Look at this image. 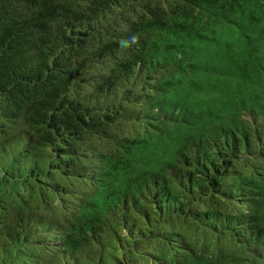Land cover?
Here are the masks:
<instances>
[{
    "label": "trees",
    "instance_id": "16d2710c",
    "mask_svg": "<svg viewBox=\"0 0 264 264\" xmlns=\"http://www.w3.org/2000/svg\"><path fill=\"white\" fill-rule=\"evenodd\" d=\"M0 264H264V0H0Z\"/></svg>",
    "mask_w": 264,
    "mask_h": 264
},
{
    "label": "clouds",
    "instance_id": "9594fccd",
    "mask_svg": "<svg viewBox=\"0 0 264 264\" xmlns=\"http://www.w3.org/2000/svg\"><path fill=\"white\" fill-rule=\"evenodd\" d=\"M133 42H134V38H133ZM125 44H126V42H125Z\"/></svg>",
    "mask_w": 264,
    "mask_h": 264
}]
</instances>
